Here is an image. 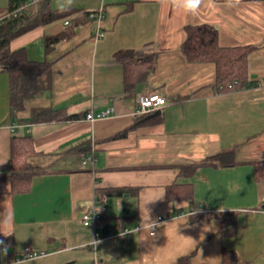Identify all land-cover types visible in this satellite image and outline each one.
<instances>
[{
	"label": "crops",
	"instance_id": "0c3cea01",
	"mask_svg": "<svg viewBox=\"0 0 264 264\" xmlns=\"http://www.w3.org/2000/svg\"><path fill=\"white\" fill-rule=\"evenodd\" d=\"M61 3L52 0L55 9L79 12L10 43L12 50L26 49L31 60L52 62L54 70L50 88L29 99L15 117L10 76L0 69V221L7 219L3 230L10 233H0L7 245L0 264H175L188 255L192 264H220L224 248L248 264H264V209H258L264 204V181L255 180L254 165L264 161V0H203L196 15L161 0ZM8 5L9 0H0V19ZM102 7L103 37H96V21L88 20L46 52V36ZM201 24L218 29L221 46H257L248 56L254 86L219 93L213 86L215 64L187 59L181 48L186 29ZM120 50L153 54V69L131 90L115 57ZM141 93L162 94L167 105L135 118ZM109 107L114 109L110 117H86ZM35 109L76 117L21 121ZM21 135L32 137L35 162L49 171L33 176L30 191L13 192L1 176L11 170L12 139ZM228 151L234 165L183 171ZM92 152L96 164H84V155ZM174 183L178 196L169 198ZM108 189L123 192L104 194L109 198L100 225L104 238L92 245L95 228L82 222L83 214L100 197L98 191ZM219 209L238 212L236 235H221L217 218L193 220ZM159 216L165 220L152 233ZM130 226L138 229L117 235ZM26 246L45 255L13 263Z\"/></svg>",
	"mask_w": 264,
	"mask_h": 264
},
{
	"label": "trees",
	"instance_id": "16d2710c",
	"mask_svg": "<svg viewBox=\"0 0 264 264\" xmlns=\"http://www.w3.org/2000/svg\"><path fill=\"white\" fill-rule=\"evenodd\" d=\"M30 1L9 0L8 9L15 10ZM76 12L78 13L79 10L55 9L52 0H32L24 13L11 16L0 22V69L10 76V110L14 117L25 109L26 102L29 99L50 88L54 70L52 62L48 60L36 61L29 59L24 48L12 50L10 47L11 41L38 26L65 19ZM92 12L95 11H84L82 16L73 19L59 34L46 36V52H51L56 44L64 38L71 37L80 23L92 20L90 17ZM186 33V39L181 46L183 53L190 62L215 64L216 81L213 86L217 92L234 91L255 85L248 76V56L257 46H221L219 31L210 24L188 26ZM115 57L124 68V82L127 90H131L136 82L154 67L153 54L138 53L134 50H120ZM75 117L76 115H70L65 110L35 109L30 119L21 121H64ZM37 156L38 152L34 147V140L31 136L13 137L11 170L1 176L11 182L13 192L30 191L33 176L49 171V169L42 168L35 162ZM231 158V151L222 152L202 162L187 167L183 166V171L192 174L205 165H234L236 162ZM254 165L255 180L264 181V161H258ZM175 186L178 185L174 183L169 187V198L178 196L174 192ZM98 192L100 196H103L104 194L120 195L123 191L108 189L99 190ZM184 192L186 195L190 194V190ZM194 208L198 207L195 206ZM258 209H264V204L259 206ZM205 215L221 221V235L234 236L237 234V211H222L211 214L202 212L200 215H194L193 220H198ZM102 222H105L103 216L100 225ZM191 257V255L184 256L175 264H192ZM220 264L248 263L242 260L236 251L224 248Z\"/></svg>",
	"mask_w": 264,
	"mask_h": 264
},
{
	"label": "built area",
	"instance_id": "2783aa9c",
	"mask_svg": "<svg viewBox=\"0 0 264 264\" xmlns=\"http://www.w3.org/2000/svg\"><path fill=\"white\" fill-rule=\"evenodd\" d=\"M32 1V0H31ZM31 1L24 5L16 8L15 10H7L6 14L0 19V22L5 20L6 18H9L11 16H18L22 13H24L27 8L29 7ZM105 16V9L104 7L100 8L99 10H96L95 12H92L90 14V17L92 20L96 21L95 30H96V37L101 38L104 36V30L102 29L101 22L104 19ZM69 21L66 20V24H68ZM167 105V98L166 96L159 94V93H141L138 96V104L132 115L137 118L139 116H144L146 114L151 113L152 111L162 108ZM114 114V109L112 107L107 108L104 111H100L98 113L90 112L87 114V119L89 120H95L99 118H106L110 117ZM17 125L14 124V127ZM84 164H91L94 166L97 162V156L94 152L90 154H86ZM108 196H100L98 198H95L91 205L88 207V209L83 214L82 222L87 226H93L95 228L94 231V238L92 240V245H96L100 240L104 238L103 231L100 227V220L103 216L104 210L108 206ZM203 211V209H202ZM165 218L163 216H159L158 220L155 224H153L150 227V231L153 233L155 232V227L157 224L163 222ZM138 227L136 226H130L125 227L124 229L120 230L117 235H126L134 230H137ZM45 255V252H39L34 249H32L30 246H26L22 251L19 252L17 255L15 261L24 260V259H31V258H37ZM7 264V263H6ZM97 264V263H96Z\"/></svg>",
	"mask_w": 264,
	"mask_h": 264
},
{
	"label": "clouds",
	"instance_id": "9594fccd",
	"mask_svg": "<svg viewBox=\"0 0 264 264\" xmlns=\"http://www.w3.org/2000/svg\"><path fill=\"white\" fill-rule=\"evenodd\" d=\"M232 0H229V3L231 4ZM72 3V0H62L61 6L66 7L70 6ZM162 5L170 6L176 10H181L185 14L188 15H196L198 14L199 10L202 7L203 0H161ZM219 211H223L220 210ZM7 223V219L5 218L4 221H0V233H3V235L8 236L10 233H7L3 230L4 225ZM0 254L6 255L7 254V245H4L3 241H0ZM17 264H27L25 261L17 262Z\"/></svg>",
	"mask_w": 264,
	"mask_h": 264
}]
</instances>
